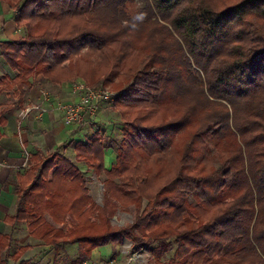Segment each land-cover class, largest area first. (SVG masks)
<instances>
[{
  "label": "trees",
  "instance_id": "1",
  "mask_svg": "<svg viewBox=\"0 0 264 264\" xmlns=\"http://www.w3.org/2000/svg\"><path fill=\"white\" fill-rule=\"evenodd\" d=\"M0 1L24 31L0 44L16 74L0 78V95L18 94L0 104V127L37 77L125 89L120 143L98 130L69 144L75 161L61 149L32 156L6 223H26L52 264L68 246L81 264L124 240L156 264H264V0ZM80 166L102 179V204ZM132 207L133 223L114 227ZM13 242L0 233V264H31L33 246Z\"/></svg>",
  "mask_w": 264,
  "mask_h": 264
},
{
  "label": "crops",
  "instance_id": "2",
  "mask_svg": "<svg viewBox=\"0 0 264 264\" xmlns=\"http://www.w3.org/2000/svg\"><path fill=\"white\" fill-rule=\"evenodd\" d=\"M22 37L23 34L14 21V11L8 4L0 1V44L5 41H18ZM6 76L13 79L16 74L0 55V78ZM32 82L33 88L26 95L23 105L19 109L9 111L6 115V125L0 127V233L13 235V244L18 242V245L30 244L36 246V243L31 244V241L27 243L29 240L34 239L40 245L41 241L31 237L26 223L12 226L5 222L6 217L15 215L17 210L16 187L19 182L18 175L30 168L31 163L29 160L32 156L39 154L38 161L40 162L58 149H61L64 154L71 150L74 151V147L69 144L76 142V134L84 131L92 132L83 135L85 137L81 141L85 142L95 134L96 128L93 127L94 120L83 127H77V129L74 126L68 127L63 123L62 115L52 108L58 102H69L78 98L76 92L78 82L66 83L60 87L52 86L51 89L44 87V85H47L40 77L34 78ZM43 92L49 94L50 101L48 103L44 102ZM4 97L7 101L3 100ZM17 99L18 94L15 89H6L0 95V104L15 105ZM38 105H42L48 111L32 110L24 115L27 109ZM99 111L102 112L100 114L103 116L109 114L105 106H101ZM28 156L29 160L27 162ZM48 219L52 223V220ZM108 246L112 245L109 244ZM42 247H44L43 250H33L32 256L27 257L25 255L24 258L30 260L31 264H52V255L51 253L48 254L50 248L45 245ZM112 247L113 252H119L118 259H122L124 257L123 252L118 246ZM61 256H59V264H63L64 257ZM76 257H72L71 260ZM111 258L115 257L112 256ZM9 264L15 263L10 260Z\"/></svg>",
  "mask_w": 264,
  "mask_h": 264
},
{
  "label": "rangeland",
  "instance_id": "3",
  "mask_svg": "<svg viewBox=\"0 0 264 264\" xmlns=\"http://www.w3.org/2000/svg\"><path fill=\"white\" fill-rule=\"evenodd\" d=\"M135 5L136 6L134 8L137 9L138 7L142 6V3L140 1H137L135 3ZM20 31L22 32V34L24 36V31L21 30V29H20ZM74 82H78V84L79 83H85L84 81H82V79H76V80L74 79L71 82H68L67 84L74 83ZM115 83H119V80H116ZM64 84H66V83H64ZM46 85L47 86L44 85V87L51 89L54 86L55 87H60L63 84H61V85H53V84H50V83H46ZM91 88H96V89H98V88H106V89H109V90L114 91L116 93H121V92H124V90H125V89H121L122 85H121V87H119V86L117 87L115 84L114 85H109V86H106V87L98 86V87H91ZM77 99L78 98H76L75 100H77ZM3 100L7 101V99L5 97L3 98ZM106 111L109 112L108 116H103L102 114H100V113H102L100 111L98 116L96 118H94L93 127L96 128V131H98V130H101V132L105 131L106 132L105 133L106 136L108 138H113L115 140V142H116V145H118L120 143V141L122 140V138H123V132H122L123 123L121 121V117L115 111L114 105L111 106V107L106 108ZM102 116H103V118H102ZM74 128L77 129V126H74ZM91 133L92 132H87V131L78 133V134H76V138L75 139H76V141H81L85 137L83 135L91 134ZM115 147H117V146H115ZM65 155L67 157H69L70 159L74 160V161L76 159L75 153H74L73 150L66 152ZM115 156H116V154H115V152H113V150L108 149L106 151V156H105V161L106 162L105 163H106L107 167L112 165V163L115 160ZM80 168L83 171V173L85 174V176L87 177V186L89 188L90 195L95 200V202H97L98 204H102L103 198H104L103 197L104 185H103L102 179L98 178L95 174H93V172L88 171L86 169V167L80 166ZM189 201L192 202V203L194 202V200H193V198L191 196L189 197ZM134 217H135V208H133V207L130 210H128V211H118L117 214L112 218V224L116 228L125 227L128 224L133 223ZM20 232H22V230H20ZM30 241H31V244L36 243V246H33V248L26 254L27 257L32 256V254L34 253L33 250H37L38 251V250H43L44 249V247H42L43 246L42 242L41 243L39 242L40 243V245H39L37 241H35L34 239L33 240L31 239L27 243H30ZM112 246H114V245H112ZM112 246L105 245L103 247H100L98 250H96L93 253V256H92L93 258H91V259L99 260V261H102V262H105V263L108 262L109 259L112 256L115 257V258H111L110 260L118 259V256H119L118 252H113L114 249H113ZM13 247L16 250L19 247L18 242L13 244ZM40 247H42V248L40 249ZM118 248L121 250V252H123V253L125 252V257L124 258H126V259H129V257L132 256L133 253L136 252L135 255L136 256L139 255V257L144 260V264H156L154 262V260L152 258V255H151V253L149 252L148 249H146V248H136V247H134L132 245V242H130L128 240H124L122 242V244H120L118 246ZM44 252H46V251H44ZM137 253H139V254H137ZM60 255H62L64 257V259L62 261L63 264H68L69 260H71L72 257L77 256L76 246H68V247H66V250L64 252H61Z\"/></svg>",
  "mask_w": 264,
  "mask_h": 264
},
{
  "label": "built area",
  "instance_id": "4",
  "mask_svg": "<svg viewBox=\"0 0 264 264\" xmlns=\"http://www.w3.org/2000/svg\"><path fill=\"white\" fill-rule=\"evenodd\" d=\"M76 92L78 93V99L69 102H58L55 106H52L53 110L59 112L62 115L63 123L68 126L83 127L86 124L92 122L100 112L101 106L106 108L115 104L119 93L111 91L106 88H91L85 83H79L76 85ZM44 93V102H49V94ZM32 110H39L46 112L48 109L43 108L42 105H38L33 108H29L25 111L24 115H27ZM29 156L27 158L28 162ZM136 253V252H135ZM133 253L129 259H112L108 262H102L99 260L87 259L81 264H144V260ZM139 254V253H137Z\"/></svg>",
  "mask_w": 264,
  "mask_h": 264
}]
</instances>
